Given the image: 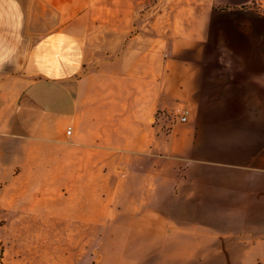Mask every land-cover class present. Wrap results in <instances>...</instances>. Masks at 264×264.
Listing matches in <instances>:
<instances>
[{
	"label": "crops",
	"instance_id": "crops-1",
	"mask_svg": "<svg viewBox=\"0 0 264 264\" xmlns=\"http://www.w3.org/2000/svg\"><path fill=\"white\" fill-rule=\"evenodd\" d=\"M251 2L0 0V264H32L7 233L36 217L77 232L35 264H264ZM116 227L139 251L96 257Z\"/></svg>",
	"mask_w": 264,
	"mask_h": 264
},
{
	"label": "rangeland",
	"instance_id": "rangeland-1",
	"mask_svg": "<svg viewBox=\"0 0 264 264\" xmlns=\"http://www.w3.org/2000/svg\"><path fill=\"white\" fill-rule=\"evenodd\" d=\"M251 6V5H250ZM253 7V6H251ZM121 190V189H120ZM123 191V190H122ZM116 198V199H115ZM112 198L115 199L114 203H117L118 197ZM149 199V198H148ZM97 200V199H96ZM98 201V200H97ZM121 201L124 203L127 201V198H122ZM128 202L131 204H135V198L128 199ZM39 213V212H38ZM37 213V214H38ZM35 214V215H37ZM5 217L8 214H3ZM12 215V214H9ZM39 215V214H38ZM115 215L118 216L116 213ZM96 221L100 219V214L96 213ZM9 217V216H8ZM126 219L135 221L136 219L133 216L127 215ZM39 219L36 217L32 219V224L28 228H17L15 230H9L8 237L11 241H15L16 247L21 251V255L25 257V261L35 264L38 261L37 254L40 252L41 248H47V252H55V248L60 247V243L58 241V236L60 233L62 234L64 241L68 239L70 236L75 234L77 230H70L66 227H63L62 230L55 229V228H46V230L41 228ZM79 231V230H78ZM47 240V245L39 244L38 240L42 235ZM144 234V230H137V229H120V228H96L95 229V256L100 257L102 255H114L119 254L121 252H129L130 254H134L139 250H136V247L127 241V237L131 236H142ZM64 242V249H72L71 246L65 244ZM11 246V245H10ZM30 259V260H29ZM46 262V261H45ZM47 263V262H46ZM71 264V262H68ZM73 264H89L88 260H80L77 262H73ZM190 264H215L213 261L207 262H198L192 261Z\"/></svg>",
	"mask_w": 264,
	"mask_h": 264
},
{
	"label": "built area",
	"instance_id": "built-area-1",
	"mask_svg": "<svg viewBox=\"0 0 264 264\" xmlns=\"http://www.w3.org/2000/svg\"><path fill=\"white\" fill-rule=\"evenodd\" d=\"M252 8L260 10L264 13V0H252ZM187 110H183L179 115L168 117L170 123L185 122L187 120ZM68 133L70 130L67 131Z\"/></svg>",
	"mask_w": 264,
	"mask_h": 264
}]
</instances>
